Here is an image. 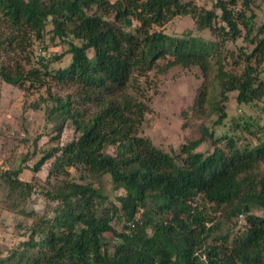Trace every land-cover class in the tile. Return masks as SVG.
Returning a JSON list of instances; mask_svg holds the SVG:
<instances>
[{"label": "trees", "instance_id": "trees-1", "mask_svg": "<svg viewBox=\"0 0 264 264\" xmlns=\"http://www.w3.org/2000/svg\"><path fill=\"white\" fill-rule=\"evenodd\" d=\"M263 5L0 0L1 80L26 94L25 110L45 112L52 141L69 122L75 128L34 163L41 134L32 152L0 166L2 203L23 218L0 264H264V121L230 116L228 105L231 94L240 110L264 100ZM183 15L211 38L164 29ZM177 66L202 77L182 110L183 126L195 122L197 132L168 152L142 133L150 109L142 87L150 72ZM65 86L74 90L63 96ZM35 195L55 206L27 208Z\"/></svg>", "mask_w": 264, "mask_h": 264}, {"label": "rangeland", "instance_id": "rangeland-1", "mask_svg": "<svg viewBox=\"0 0 264 264\" xmlns=\"http://www.w3.org/2000/svg\"><path fill=\"white\" fill-rule=\"evenodd\" d=\"M194 3L205 5L207 7L212 6L213 0H188ZM264 6V5H263ZM52 27L51 24L47 26V30ZM164 29L172 35H182L188 31H192L194 35L202 36L206 39H210L211 35L206 32H199L196 30L194 18L191 15L177 16L173 18L171 22L164 26ZM49 34H46L44 44L49 45V50L55 52H61L62 47L60 44H52ZM37 52L40 51V47L36 44ZM0 61H7V56L3 51L0 53ZM62 62H57L55 65L60 66ZM202 77L197 67L190 69L183 68L181 66L174 67L166 74L156 75L154 72H150L149 79L143 83L142 89L150 96L147 100L149 104V111L145 115V120L142 126V133L151 138L154 144L168 152H173L180 147L187 137H192L197 132L196 127H192L195 122H192L191 126H183L187 119L182 113V110L188 109L192 105L196 89L200 85ZM74 90L72 87L60 88L59 94L66 95ZM132 91V88L129 89ZM42 92V90L40 91ZM40 92H34L29 95L31 98L39 96ZM26 94L19 88L4 83L0 78V166L6 164V160H13V158L21 159L27 151H33L35 149L32 143L34 139L41 134L38 140L37 149L41 152L34 154L32 161L34 163L42 155V151L53 147L56 142L66 143L75 136V128L71 122L65 127L59 141H52L50 134L55 135L56 132L47 134L50 125L45 127V112H35L31 109L25 110L23 107L24 100H26ZM230 116L240 117L250 113L252 116L260 115L264 121V100L258 107L250 108L245 107V110L237 108L234 101V94H231V99L228 102ZM94 110V108H92ZM216 116H213L212 120L208 123L212 126L216 120ZM194 121V120H193ZM226 130L225 127H218L217 133L220 135ZM47 133H44V132ZM28 146L22 145L27 139ZM205 145L201 149H205ZM43 177L47 176V167L44 168ZM31 170H26L22 177L30 179L32 177ZM40 174V173H39ZM72 175L79 176V173L72 170ZM104 193L112 194L113 186L110 183V176L104 175ZM2 193L0 191V247L2 249L10 248L18 240L20 235L17 234L16 224L18 221H22L23 218L20 214L10 211L2 203ZM114 194H119L116 191ZM27 208L35 209L40 213L53 208L54 203H47L42 196L35 195L34 200L29 199L27 202ZM110 236V234H106Z\"/></svg>", "mask_w": 264, "mask_h": 264}]
</instances>
